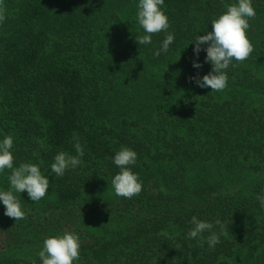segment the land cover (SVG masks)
<instances>
[{"label":"trees","instance_id":"obj_1","mask_svg":"<svg viewBox=\"0 0 264 264\" xmlns=\"http://www.w3.org/2000/svg\"><path fill=\"white\" fill-rule=\"evenodd\" d=\"M138 3H0V141L13 137L14 168L36 164L50 182L38 202L14 193L25 219L5 216L0 202V264H42L44 239L64 232L79 237L74 264H231L243 253L264 264V209L256 199L264 190V105L235 94L183 96L195 83L189 77L212 70L205 51L194 54L196 37L238 0H164L170 27L148 45L135 42L145 34ZM252 6L254 51L229 66L225 89L264 97V0ZM168 33L174 42L155 57ZM73 133L82 162L58 177L50 165L61 151L77 154ZM122 147L136 152L131 170L142 182L131 199L111 184ZM10 174L0 173V190H9ZM194 215L220 235L214 249L209 232L203 241L187 238Z\"/></svg>","mask_w":264,"mask_h":264},{"label":"clouds","instance_id":"obj_2","mask_svg":"<svg viewBox=\"0 0 264 264\" xmlns=\"http://www.w3.org/2000/svg\"><path fill=\"white\" fill-rule=\"evenodd\" d=\"M163 5L164 0H139L137 20L145 34L136 38L135 42L138 45L151 44L154 34L161 31L167 32L169 29L168 17L161 10ZM225 7L226 12L211 21L212 30L204 35H198L194 42L193 51L196 58H199L202 50L205 51V63H210L212 70L202 78L199 74L189 77V81L195 82L200 88H210L211 92L223 91L228 82L226 70L229 66H235L233 61L244 62L254 51L252 43L247 38V30L250 27L249 19L255 18L256 15L252 0H238L237 4L225 5ZM4 20L5 9L0 7V23ZM173 42L174 35L168 33L161 47L154 52V56L159 57L161 52L167 53ZM201 45H207V47L202 49ZM192 66L197 69L202 67L195 60ZM72 142L77 154L73 156L61 151L50 165L51 173L58 177H62L68 169H76L82 162L84 149L78 134L73 133ZM13 144L14 140L11 135H6L0 141V173H3L5 169L11 170V174L7 177L10 188L7 191L0 190V202L6 209L4 215L17 221L25 219L26 213L22 210L20 201L14 193L27 192L33 202H38L47 194L50 182L36 164L21 163L19 167H13L14 156L11 152ZM136 160V152L127 147H122L113 157V163L119 168V173L111 181L116 196L131 199L141 193L142 182L131 170ZM256 199L260 207L264 209V190L257 195ZM190 223L192 228L187 233L188 239L200 237L203 241L202 234L209 232L210 235L206 238L209 249H214L220 243V235L212 231V223L199 220L195 215L192 216ZM215 223L221 226V234H223L221 221L216 220ZM200 246L203 247V242ZM79 249L78 235L73 232H64L62 235L44 239L38 256L42 264H74V261L79 260Z\"/></svg>","mask_w":264,"mask_h":264},{"label":"rangeland","instance_id":"obj_3","mask_svg":"<svg viewBox=\"0 0 264 264\" xmlns=\"http://www.w3.org/2000/svg\"><path fill=\"white\" fill-rule=\"evenodd\" d=\"M212 90L210 88H200L195 83L192 84L190 87H188L184 92V97H198V98H208L212 97L218 101H223L226 99H229L231 97L238 95L242 98H245L249 103H251L254 106H261L264 105V97L249 92L247 94L245 91H235V93L232 90L224 89L220 92H211ZM249 221L243 224V228L245 229L246 226H249ZM261 261L259 259L249 261L246 258V255L243 253L242 255H238L234 260L231 261V264H259Z\"/></svg>","mask_w":264,"mask_h":264}]
</instances>
